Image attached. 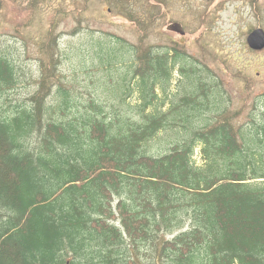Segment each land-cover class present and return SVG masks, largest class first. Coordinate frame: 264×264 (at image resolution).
<instances>
[{
  "label": "trees",
  "instance_id": "trees-1",
  "mask_svg": "<svg viewBox=\"0 0 264 264\" xmlns=\"http://www.w3.org/2000/svg\"><path fill=\"white\" fill-rule=\"evenodd\" d=\"M53 48L31 102L0 105V264H264V93L259 118L236 126L180 50L135 67V47L100 38L94 60L109 74L96 86L117 103L82 101ZM174 71L185 94L162 110ZM15 83L0 55V97ZM209 111L213 124L198 122Z\"/></svg>",
  "mask_w": 264,
  "mask_h": 264
},
{
  "label": "rangeland",
  "instance_id": "rangeland-1",
  "mask_svg": "<svg viewBox=\"0 0 264 264\" xmlns=\"http://www.w3.org/2000/svg\"><path fill=\"white\" fill-rule=\"evenodd\" d=\"M53 21L52 35L60 60L57 76L82 101L90 92L99 98L108 97L96 86L109 74L105 68H97L94 60L92 47L101 38L114 51L122 44L135 47L136 53L128 54L126 60L135 67L140 65L137 56L145 52L180 50L204 71L205 81L218 83L221 106L233 117V124L259 118L264 48L250 49L246 38L255 28L264 31V0H44L36 7L30 0H0V55L10 59L16 72L13 88L0 97L4 108L30 103L38 90L41 61L56 53L54 44L42 49ZM173 22L182 26L184 34L167 30ZM184 81L174 71L165 97L157 88L159 97L166 100L162 110L185 94L179 89ZM138 96L134 91L126 102L135 105ZM108 98L107 103H117L111 95ZM211 117L209 111L208 118L198 122L207 120L212 125ZM194 151L192 159L198 165L199 146Z\"/></svg>",
  "mask_w": 264,
  "mask_h": 264
},
{
  "label": "water",
  "instance_id": "water-1",
  "mask_svg": "<svg viewBox=\"0 0 264 264\" xmlns=\"http://www.w3.org/2000/svg\"><path fill=\"white\" fill-rule=\"evenodd\" d=\"M167 30L184 34V30L179 23H171L167 26ZM247 44L253 50H261L264 48V31L260 28L254 29L247 36Z\"/></svg>",
  "mask_w": 264,
  "mask_h": 264
},
{
  "label": "flooded vegetation",
  "instance_id": "flooded-vegetation-1",
  "mask_svg": "<svg viewBox=\"0 0 264 264\" xmlns=\"http://www.w3.org/2000/svg\"><path fill=\"white\" fill-rule=\"evenodd\" d=\"M174 23V22H173ZM255 29H258V28H255ZM261 29V28H260ZM253 31V30H252ZM251 31V32H252ZM249 35V34H248ZM246 44H247V38H246ZM247 46H248V44H247ZM249 47V46H248ZM250 48V47H249ZM251 49V48H250ZM253 50V49H252ZM263 49H261V50H254V51H262ZM262 105V104H261Z\"/></svg>",
  "mask_w": 264,
  "mask_h": 264
}]
</instances>
